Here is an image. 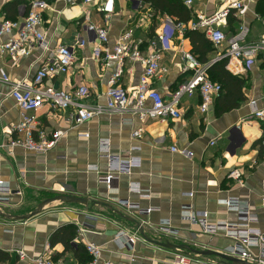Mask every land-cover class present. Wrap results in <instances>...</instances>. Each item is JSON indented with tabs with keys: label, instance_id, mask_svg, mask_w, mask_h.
<instances>
[{
	"label": "crops",
	"instance_id": "crops-1",
	"mask_svg": "<svg viewBox=\"0 0 264 264\" xmlns=\"http://www.w3.org/2000/svg\"><path fill=\"white\" fill-rule=\"evenodd\" d=\"M14 1L0 0V28L6 19L23 21L27 14L26 3L32 0H22L16 8L11 7ZM47 1L49 8L44 12L43 28L48 48L38 49L16 61L9 55L0 57V70L3 69L12 82L31 81L50 53L62 43L75 52L72 71L48 83L66 90L85 84L91 91L86 101L105 104V91L114 68L92 58L94 33L86 29L88 9L92 13L91 23L108 28L111 44L125 28L133 27L136 35L144 40L143 49L148 51L155 47L161 51V64L169 68V73L154 79L152 86L166 98L190 77L191 71H184L182 66L186 64L183 51L192 52L191 42L185 34L166 27L168 15L157 13L149 5L137 12L131 9L130 0H115V11L107 19L100 10V2ZM231 1L192 0L188 7L195 18L224 9ZM242 25L248 28L243 44L257 42L264 35V0H250L243 16L233 10L222 29L230 35ZM164 30L167 37L161 40L158 34ZM79 36L90 37V42L78 45ZM8 38V34H1L0 44ZM225 48L218 47L209 57L217 59ZM124 67L121 84L132 90L139 82L142 67L128 59ZM231 73L244 79V98L238 99L236 108L223 112L218 96L210 109L202 113L199 109L201 95L196 93L182 97L181 116L177 119L143 121L133 111L104 112L86 123L73 125L68 120L70 109L52 110L45 105L36 112L40 126L49 132L64 131L59 143L46 154L19 147L10 152L9 129L18 123L20 109L10 95L11 84L4 82L0 74V179L9 187L3 195L8 199L0 204L1 209L23 215L43 199L59 193L87 196L112 207L92 202L85 206L54 201L27 220H10L0 215V250L11 255L6 264L31 263L30 259H20L18 249H24L31 258L49 252L55 261L63 259L66 264H83V256L77 254L75 248H67L63 242L50 244L52 234L67 224L75 226V238L82 245L90 241L102 246L103 260L119 264L175 263L176 249L150 240L225 252L235 243L234 239L223 230L206 231L200 219L206 213L210 224L240 222V212L229 209L226 201L253 213L256 219L249 227L264 232V147L260 141L264 137V120L251 116L254 110L264 107V62L257 59L243 73ZM140 128L142 135L135 137L133 132ZM105 139L110 143L111 157L136 159L131 173L118 174L112 184L101 178L110 173V157L100 147ZM173 146L193 151L194 155L187 157L173 151ZM89 166L98 169H89ZM235 168L243 171L242 184L229 177V172ZM133 185L139 186L140 191L133 190ZM124 199L136 203L140 210L151 208L152 211L142 213L136 206L127 207L120 201ZM185 206L192 208L193 215L183 213ZM164 223L177 229V235L165 236L159 229ZM141 226L147 239L141 233ZM119 231L137 234L135 244L129 243L128 236L118 240ZM250 252L255 258L263 253L258 247L251 248ZM191 264L224 263L216 256L197 255Z\"/></svg>",
	"mask_w": 264,
	"mask_h": 264
},
{
	"label": "built area",
	"instance_id": "built-area-1",
	"mask_svg": "<svg viewBox=\"0 0 264 264\" xmlns=\"http://www.w3.org/2000/svg\"><path fill=\"white\" fill-rule=\"evenodd\" d=\"M87 3L100 2V10L104 12L105 18H109L115 11V0H86ZM192 0H185V4L190 6ZM131 9L141 11L145 5L142 0H130ZM250 0H233L224 9L214 13L199 14L187 23H177L169 18L166 24L168 29L184 35L187 30H202L210 41L218 48L225 46V50L218 55L216 60L228 58L227 68L240 74L251 67L259 59L264 62V35L251 44H243L248 32V28L242 25L238 31L233 34H227L222 25L226 24L228 17L233 10H236L238 16H243L249 9ZM30 9L22 20H4L1 24L0 35L6 33L9 38L0 44V57L9 55L15 61L21 57L29 56L38 49L46 50L48 42L44 31V12L49 8L47 0H32L29 4ZM91 10L85 12V19L89 21L86 24L88 33H94V46L92 58L103 63L106 67H113V71L108 79V87L105 91V104L88 103L86 100L91 96L89 87L85 84L78 85L72 90L54 87L48 81L67 74L72 71L76 56L74 50L66 44H58L50 53L45 62L37 69L31 81L12 82L9 75L0 70L1 79L11 84L10 95L16 100L20 109V119L18 123L9 129L10 137L7 146L12 152L15 148L46 154L53 149L64 135V131H47L40 126V121L36 112L45 105L52 110L70 109L68 120L73 125L86 123L104 112H122L133 111L141 120L156 119H177L181 116L180 103L184 95L193 96L196 93L201 95L199 109L206 113L215 98L220 96L223 91L221 83L214 81L209 76V63H202L197 56L190 51H183V59L186 64L182 66L184 71H191L190 77L181 83L174 90L169 98L152 86L154 79H161L169 73V68L161 64L162 53L159 49L153 47L152 50L143 49L144 40L135 33L133 27L125 28L115 43H110V33L107 27L90 22ZM89 36H91L89 34ZM159 39L167 37V31L164 30L158 34ZM169 36V33H168ZM90 42V37H78V45L84 46ZM168 48V47H167ZM125 59L133 63H138L142 67V74L139 77L138 84L129 90L121 84L122 76L125 72ZM116 65V67H115ZM149 102V104H148ZM148 104V105H147ZM251 116L264 120V107L256 109ZM143 129L140 128L133 132L135 137L142 135ZM88 136V133H83ZM264 147V139L261 141ZM101 149L105 155H109L110 143L107 139L101 141ZM173 151H179L187 157H193L194 152L188 149H178L173 146ZM110 157V173L102 176L109 184L116 181L118 174L131 173L135 164V158L124 160ZM256 163V161H255ZM89 169L97 170V166H89ZM115 174H114V173ZM114 174V175H113ZM229 177L243 183V171L240 168L232 169ZM111 186V185H110ZM133 190L140 191L139 186H132ZM9 191L7 183L0 179V204L7 200L5 192ZM127 207H134L140 210V207L129 199L120 200ZM229 209H236L240 212V222L229 224L220 222L216 224L208 223L206 213L200 219L202 227L209 232L226 231V234L234 239L235 243L225 252L234 256L248 260H260L264 263V232L249 227V223L256 219L253 213L248 209H243L239 205H233L229 201L225 202ZM1 208V206H0ZM142 213H149L152 209H141ZM183 213L187 216L193 215L192 208L185 206ZM160 231L165 235L178 233L170 224L159 225ZM128 236L130 244H135L137 234L129 235L127 231H119L116 238L119 240ZM81 241L74 238L70 245L77 249ZM86 251L90 255V260L86 264H119L112 260H103L102 246L94 242H84ZM260 248L262 257H252L250 249ZM177 250L174 264H191L194 257L199 255L192 251L175 248ZM20 259H30V264H66L63 259L55 261L48 253L37 257H29L24 249L16 250Z\"/></svg>",
	"mask_w": 264,
	"mask_h": 264
},
{
	"label": "trees",
	"instance_id": "trees-1",
	"mask_svg": "<svg viewBox=\"0 0 264 264\" xmlns=\"http://www.w3.org/2000/svg\"><path fill=\"white\" fill-rule=\"evenodd\" d=\"M144 5H149L157 13L162 15H168L177 23H187L192 19V10L185 4L184 0H142ZM22 0H16L12 2L11 7H17ZM26 7V13L29 11V3ZM8 8V7H7ZM231 15V14H230ZM16 17V16H14ZM185 36L190 40L192 45V52L202 63H209V76L212 80L221 83L223 87V93L219 96L221 105V112L232 110L236 108L238 99H243L242 87L244 85V79L238 76H234L227 68L228 58H222L219 60L211 59L209 56L211 53L216 52L218 49L206 36L202 30H187ZM264 139V137H263ZM261 139L260 141H262ZM76 229L72 224H67L59 227L51 236L50 244L55 242H63L67 248L72 247L70 242L75 238ZM77 254L83 256L82 262L86 264L90 260V255L86 251V248L81 243L76 249ZM11 259L9 252L0 250V264H6Z\"/></svg>",
	"mask_w": 264,
	"mask_h": 264
},
{
	"label": "water",
	"instance_id": "water-1",
	"mask_svg": "<svg viewBox=\"0 0 264 264\" xmlns=\"http://www.w3.org/2000/svg\"><path fill=\"white\" fill-rule=\"evenodd\" d=\"M54 201H62L65 203H75V204H81V205H85V206H89V204L92 202L94 204L106 205V206L111 207L107 203L95 201V200H93L87 196H78V195H74V194H70V193H59V194L54 195L52 197H48V198L43 199L42 201L37 203L35 205V207L29 213H26L23 215H13V214L7 213L6 211H4L3 209L0 208V215L4 216L10 220H16V221L17 220H27V219L35 216L36 214L42 212L48 204H50ZM141 233L143 234L144 238L147 239V236L145 235V232H144V229L142 226H141ZM150 241L157 244V245H161V246H165V247H169V248L186 249V250L192 251V252L199 254V255L216 256V257L220 258L224 264H264V263L260 262V260H257V259L252 260V261L248 260V259H242L241 257L234 256V255L228 254L226 252L218 251V250L195 249V248H192V247L187 246V245H176L175 243L153 241V240H150Z\"/></svg>",
	"mask_w": 264,
	"mask_h": 264
},
{
	"label": "rangeland",
	"instance_id": "rangeland-1",
	"mask_svg": "<svg viewBox=\"0 0 264 264\" xmlns=\"http://www.w3.org/2000/svg\"><path fill=\"white\" fill-rule=\"evenodd\" d=\"M180 37H182V36H180Z\"/></svg>",
	"mask_w": 264,
	"mask_h": 264
}]
</instances>
